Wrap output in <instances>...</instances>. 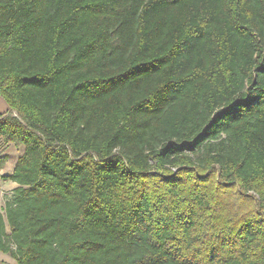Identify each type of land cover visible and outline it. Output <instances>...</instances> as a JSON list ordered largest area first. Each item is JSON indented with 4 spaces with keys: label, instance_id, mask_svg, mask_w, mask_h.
<instances>
[{
    "label": "trees",
    "instance_id": "16d2710c",
    "mask_svg": "<svg viewBox=\"0 0 264 264\" xmlns=\"http://www.w3.org/2000/svg\"><path fill=\"white\" fill-rule=\"evenodd\" d=\"M0 97L16 264H264V0H0Z\"/></svg>",
    "mask_w": 264,
    "mask_h": 264
},
{
    "label": "rangeland",
    "instance_id": "374dc122",
    "mask_svg": "<svg viewBox=\"0 0 264 264\" xmlns=\"http://www.w3.org/2000/svg\"><path fill=\"white\" fill-rule=\"evenodd\" d=\"M0 113L2 115L17 116L15 110L11 109L0 97ZM22 147H16L13 143L5 141L0 136V207L4 203L5 193L7 194L11 186L10 180H4L2 177L10 174L12 165L15 163L17 157L22 153ZM14 166V165H13ZM253 194V193H252ZM15 264V261L8 255L0 252V264Z\"/></svg>",
    "mask_w": 264,
    "mask_h": 264
},
{
    "label": "crops",
    "instance_id": "0c3cea01",
    "mask_svg": "<svg viewBox=\"0 0 264 264\" xmlns=\"http://www.w3.org/2000/svg\"><path fill=\"white\" fill-rule=\"evenodd\" d=\"M13 165H14V164H13ZM13 165H12V170L10 171V174H11V172L13 171V167H14ZM9 186H11L10 189H9V191H11V190L16 186V183L11 181V184H9ZM6 264H7V263H6ZM8 264H10V263H8ZM15 264H16V263H15Z\"/></svg>",
    "mask_w": 264,
    "mask_h": 264
}]
</instances>
